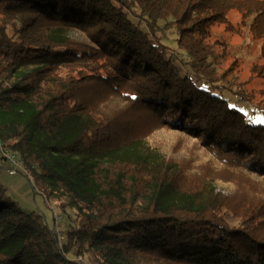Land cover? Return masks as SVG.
Instances as JSON below:
<instances>
[{
    "label": "trees",
    "instance_id": "16d2710c",
    "mask_svg": "<svg viewBox=\"0 0 264 264\" xmlns=\"http://www.w3.org/2000/svg\"><path fill=\"white\" fill-rule=\"evenodd\" d=\"M231 10L264 85V0H0V147L65 218L0 185V264H264V124L223 98L264 90L208 41ZM162 129L211 157L186 171Z\"/></svg>",
    "mask_w": 264,
    "mask_h": 264
},
{
    "label": "rangeland",
    "instance_id": "374dc122",
    "mask_svg": "<svg viewBox=\"0 0 264 264\" xmlns=\"http://www.w3.org/2000/svg\"><path fill=\"white\" fill-rule=\"evenodd\" d=\"M239 17L237 12L231 10L228 13V20L236 31L230 30L225 25H214L211 27L212 37L208 41L214 42L217 39L224 41V49L216 45L217 52L220 54L223 52V57L220 59L221 68H227L236 61L234 73L240 82H245V88L254 91L264 90V85L260 79L252 76L250 72L251 65L255 61L257 62L259 43L253 40L243 28H238ZM69 37L75 38L77 42L85 41L80 33L71 32ZM223 96L228 101L229 106L236 108L245 115L247 122L264 124V95L257 93L252 106L245 102L235 101L228 94ZM258 101L263 104L260 108L257 106ZM193 137L180 131L162 129L154 132L148 141L151 146H156L169 160L176 159L181 162L183 169L188 171L189 166L192 168L191 172H194L196 165H199L198 163L207 161L211 156L205 150L197 148ZM15 158L16 156H13L10 151L0 147V185L6 189L8 195L22 211H35L42 214L49 226H54L58 231H61L65 223L64 216L53 202L44 197L40 190V184L27 177L21 165L14 166L11 160ZM9 170H14V174L10 175ZM224 190L226 189L222 184L217 186V191L224 193L226 192ZM81 264L87 263L83 260Z\"/></svg>",
    "mask_w": 264,
    "mask_h": 264
},
{
    "label": "built area",
    "instance_id": "2783aa9c",
    "mask_svg": "<svg viewBox=\"0 0 264 264\" xmlns=\"http://www.w3.org/2000/svg\"><path fill=\"white\" fill-rule=\"evenodd\" d=\"M12 163L14 164V166H18L17 162L12 161ZM14 172H15L14 170H9L10 175L14 174Z\"/></svg>",
    "mask_w": 264,
    "mask_h": 264
}]
</instances>
